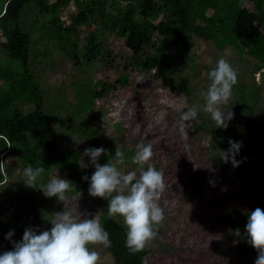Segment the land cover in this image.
I'll use <instances>...</instances> for the list:
<instances>
[{"label": "trees", "instance_id": "1", "mask_svg": "<svg viewBox=\"0 0 264 264\" xmlns=\"http://www.w3.org/2000/svg\"><path fill=\"white\" fill-rule=\"evenodd\" d=\"M2 1L6 5L0 16L1 35L4 37V41H0V52L4 55L1 56L4 63H0V79L3 81V94L0 96V166H4L7 174L13 167L25 169L31 165L33 168L44 167L43 179H46L52 165L64 163L68 180L79 181L89 195V183L82 177L87 175L90 178L92 174L77 170L75 154L58 150L60 134L53 126L52 111L44 107L46 93L35 77L37 73H45L40 71L37 63L53 61L54 54L70 58L73 67L81 62L93 64L97 69L95 73L110 65L120 72L114 82L106 83L104 79L100 80L101 83L97 82L96 89L99 88V91L92 95L93 100L114 92L117 86L128 85L130 75L138 73L150 75L156 79L155 84L186 97L187 106H190L200 105L191 99V94L204 90V82L207 86L210 84L208 73L221 58L216 50L228 48L227 56L238 61L240 70L246 69L249 62L254 67L253 72L257 70L260 73L259 84L251 83L244 90H236L235 94L233 89L230 110L239 116L240 110L244 109L250 117L254 116L264 123V99L260 92L264 89V0ZM70 1H74L76 6L75 13L70 17L72 25L92 23L97 26L96 31L81 36L83 41L78 52L82 53V59L77 52V39L80 36L77 28L69 25L60 31L55 29L58 10L66 7ZM44 25L51 27L45 32L42 30ZM39 28L42 33L48 34L47 41L58 46V50H49L46 44L42 50L33 49L37 42L34 39L35 31ZM109 37L121 39L124 45V50L114 54L116 62L110 57L112 49L110 51L107 45ZM197 42L208 47L206 62L200 59ZM22 102L32 103L35 109L23 114L17 106ZM199 102L205 104L203 95ZM85 113L84 123L87 121ZM209 119L208 113L200 111L194 123H191L189 135L195 139L205 132L209 133L205 149L213 166L227 169L231 176L239 175L242 191L248 197L247 212L232 208L225 218L226 225L237 238V256L229 264H255L257 251L247 242L245 225L249 212L257 207L264 209V159L259 164L250 154L252 151L244 143V137L236 132L238 120L229 121L225 130L215 128V122ZM64 123L62 119L58 123L62 129ZM86 133L90 147H101L97 129L89 126ZM229 139L242 142L235 157L240 161L237 167L222 159L230 147ZM133 149L136 147H122L119 150L125 154ZM115 151L116 148L110 151L113 158ZM131 165L136 167V164ZM3 181L0 171V183ZM46 199L39 189L21 184H16L13 191L7 193L0 203V216L6 212L5 220L0 221V254L11 251L12 241H21L26 228L35 229L36 221L43 217ZM91 199L103 204L99 220L112 242L111 247L106 248L112 256V264H144L149 249L145 247L136 253L129 252L125 247L127 228L123 218L107 215L106 200ZM236 229L240 230V236L235 235ZM10 231L14 233L11 240L5 239Z\"/></svg>", "mask_w": 264, "mask_h": 264}, {"label": "rangeland", "instance_id": "2", "mask_svg": "<svg viewBox=\"0 0 264 264\" xmlns=\"http://www.w3.org/2000/svg\"><path fill=\"white\" fill-rule=\"evenodd\" d=\"M5 5L0 0V16L4 12ZM246 7L251 8L248 5ZM75 11L74 1L59 9L55 29L60 31L65 26L72 25L70 17ZM72 26L77 28L80 35L77 39L78 52L83 41L81 36L96 31L97 26L92 23L80 26L74 23ZM50 27L44 25L42 30L46 32ZM43 31L40 28L35 31L34 39L37 42L33 45V49L42 50L46 44L47 49L58 50V46L47 41L48 34L42 33ZM107 40L109 50L112 49L110 57L116 62L114 54L118 50H124L123 42L116 37L112 39L109 37ZM0 41H4L1 29ZM196 44L199 46L198 52L201 53L200 59L206 62L209 56L208 47L201 42ZM216 51L237 72L238 82L233 87L234 94L236 90H244L251 83L259 82L260 73L257 70L253 72L254 67L248 64L249 62L246 64V69L240 70L238 61L228 57V48ZM80 54L82 53H79V58L82 59ZM1 56L4 55L0 52V63H4L2 62L4 58L1 59ZM50 61L37 63L40 71L45 73L42 75L37 73L35 77L46 93L44 107L47 111H52L53 126L57 127L60 134L57 148L59 151H69L76 155L78 171L90 174L95 171L90 158L83 155L84 150L90 147L86 139V128L89 126L99 131V142L101 146L108 148L109 153L112 148H130L136 147L137 144L152 146L153 156L143 168L135 165L137 169L131 165V158L136 149L125 152V164L117 165L120 171L124 173L135 171L137 176L140 171L146 170L151 165L164 176L166 188L158 203L164 209L165 219L158 227L155 239L146 246L149 254L144 258L143 263L229 264L235 261L237 238L226 225L225 218L232 208L247 212L248 197L242 191L239 175L231 176L227 169L213 166L205 149L209 139L208 132L199 138L194 139L188 135L186 141L181 139L178 122L182 109L188 105L186 97L155 84L156 79L150 75L132 73L128 85L117 86L114 92L110 91L103 98L93 100L92 95L99 91V88L96 89L97 82L104 79L106 83H111L118 78L120 72L112 69L115 67L110 65L95 73L97 69L93 64L81 62L79 66L73 67L70 58L59 54H54L53 61ZM2 84L3 81L0 79V96L3 94ZM203 84V89L206 87L204 90L191 94V99L202 106L203 103L199 102V98L208 88L205 82ZM260 92L264 99V89ZM17 106L23 114H29L35 109L32 103L27 102L18 103ZM229 108V103L222 106V110ZM84 110L88 111L85 113ZM240 111L239 116L234 113L233 117L238 120L236 132L244 137V143L252 151L250 154L260 164L264 159V123L254 116L250 117L244 109ZM84 113L87 117L85 123ZM208 115L213 123L210 114ZM61 119L65 122L63 129L58 124ZM191 123H194V120ZM190 130L191 128L188 130L189 134ZM82 161L88 164L87 168L80 167ZM98 162L102 165L108 163L109 157L102 155ZM111 162L116 163L114 158ZM23 170L16 166L7 174L4 166H0L4 179L0 183V203L7 193L13 191L16 184L25 186L22 180ZM54 176L68 180L67 166L64 163H55L43 182L47 183ZM71 182L70 190L65 193L66 210L71 211L78 219L92 218L90 215L95 214L99 219L103 204L93 201L85 193L79 181L71 180ZM63 210V202H59L56 197L47 198L43 206V217L36 221L35 229L50 230L52 226L50 220L55 218L56 212ZM5 218L6 212L0 216V221ZM89 247L100 253L99 264H112V256L105 247L102 245Z\"/></svg>", "mask_w": 264, "mask_h": 264}, {"label": "clouds", "instance_id": "3", "mask_svg": "<svg viewBox=\"0 0 264 264\" xmlns=\"http://www.w3.org/2000/svg\"><path fill=\"white\" fill-rule=\"evenodd\" d=\"M208 78L210 84L207 91L202 93L205 98L203 107L193 104L187 106L180 114L178 133L185 141L188 139L191 122L197 118L200 111L210 114L216 124L215 128L225 130L228 122L234 117L230 108L222 110V106L228 105L233 87L238 82L236 70L221 57L208 73ZM228 143L230 147L224 152L222 159L225 163L231 162L233 167H237L240 161L235 157L242 147V142L229 139ZM83 155L90 158V163L95 168L90 178L87 175L82 177L89 183V195L108 202L109 217L123 218L127 228L125 247L129 252L142 251L155 239L157 229L165 219L164 209L158 203L166 188L163 173L151 165L140 171L139 176L135 171H120L117 165H124L126 158L119 148L115 151V164L111 162L113 157L102 146L86 148ZM102 155L109 157V162L103 165L98 162ZM152 156L150 144H137L131 162L143 168ZM80 167L85 169L88 164L82 161ZM195 167L194 164V169ZM44 173V167L33 168L29 165L23 170L22 180L26 187L39 189L45 197H56L59 202H63L64 210L56 212L55 218L50 220V230L26 228L22 240L12 241L13 249L0 254V264H99L100 253L89 246L111 247L109 233L102 226L97 214H88L92 218L78 219L71 211L66 210L65 193L70 190L71 181L54 176L44 183ZM245 231L247 242L257 251L255 264H264V209L257 207L248 213ZM13 234L10 231L5 239L11 240ZM235 235L240 236L239 229L235 230Z\"/></svg>", "mask_w": 264, "mask_h": 264}, {"label": "crops", "instance_id": "4", "mask_svg": "<svg viewBox=\"0 0 264 264\" xmlns=\"http://www.w3.org/2000/svg\"><path fill=\"white\" fill-rule=\"evenodd\" d=\"M259 83V82H258Z\"/></svg>", "mask_w": 264, "mask_h": 264}]
</instances>
